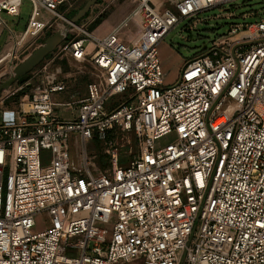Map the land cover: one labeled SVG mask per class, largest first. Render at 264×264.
<instances>
[{
    "label": "built area",
    "instance_id": "obj_1",
    "mask_svg": "<svg viewBox=\"0 0 264 264\" xmlns=\"http://www.w3.org/2000/svg\"><path fill=\"white\" fill-rule=\"evenodd\" d=\"M28 1L23 38L49 28L45 14L65 21L71 37L52 53H69L94 78L81 96L60 68H34L27 115L1 117L0 264H264V12L243 13L258 19L231 24L167 83V33L234 0H166L161 11L133 0L103 36L89 28L117 0L79 24L64 15L70 0ZM22 3L0 0V9L19 16ZM63 93L69 101H56ZM58 109L77 114L61 119ZM118 130L133 135L137 156L122 164L109 141V168L94 174L87 144ZM70 142L80 144L73 160Z\"/></svg>",
    "mask_w": 264,
    "mask_h": 264
},
{
    "label": "rangeland",
    "instance_id": "obj_2",
    "mask_svg": "<svg viewBox=\"0 0 264 264\" xmlns=\"http://www.w3.org/2000/svg\"><path fill=\"white\" fill-rule=\"evenodd\" d=\"M86 1L87 0H70L69 11L73 8H79ZM130 1L131 0H117L118 3L115 7H122V4H124V7L130 5L129 10H131L133 4L130 3ZM156 3L162 8V2ZM64 10L65 6L60 8V12H64ZM97 10L98 8L95 7L94 14ZM109 10L106 14H104L105 16L102 21L97 24L95 23L93 27H90V29L99 27L102 22H104L108 14L111 13ZM31 11V3L28 0H23L19 16H11L0 9V18L9 28L23 30L29 20ZM247 12H258L259 14L263 13L264 0H234L224 4L223 6L203 11L198 15V17L206 20L199 23L194 29L187 28L191 22L190 19H183L167 33L164 37V41L168 43L184 60L190 59L199 53L203 49V46L209 45L218 36L227 34L231 24L252 22L258 19V16H256L244 20L241 15ZM228 13H233L235 17H227ZM64 15L67 17V12ZM215 16H217V18H215ZM45 17L46 20H50V25L49 28L41 33L38 38H32L31 36L23 38V31H13L10 34H7L8 31L5 30L2 33L0 36V54L8 45L9 47L11 46V55L5 61L0 63V82H4L9 79L14 68L26 59L36 48L44 44V40L48 38V34L52 36L58 31L67 32V23L65 21L60 19H50V15L47 14H45ZM167 64H169V72L174 70L177 65V63L172 60V57L168 59ZM45 67H47V72H53L55 69L60 68L61 78L65 81L68 90L70 92L78 91L81 96L85 94L86 86L94 78L90 66L76 61L67 52H62L57 55L50 53L47 55L46 60H43L35 68L37 71L44 69ZM28 80H30V78ZM35 80L36 78L32 79L31 82L34 83ZM30 87L31 83L28 85L15 83L11 88L0 93V119L3 117L4 120L13 122V114H17L15 116L27 115V112L30 110V99L27 95ZM112 100H114L113 103H118L122 99H119V96H116L112 98ZM56 101H69L67 93L58 95L56 97ZM54 114L61 119L66 120L75 117L77 113L75 111L66 113V111L58 109L54 112ZM109 141H113L118 144L121 151L122 164H127L130 160L137 156L139 147L134 141L133 135L130 133L118 130L108 133L104 139L96 137L87 144V154L91 163L90 167L94 174L99 171L108 170L109 168V159L107 154V144ZM78 148H80L79 143L70 142V154L72 160L75 159L74 153ZM41 159L44 166L48 165L51 160V153L48 150H43L41 152ZM119 264H143V261L140 258H136L131 262H121Z\"/></svg>",
    "mask_w": 264,
    "mask_h": 264
},
{
    "label": "crops",
    "instance_id": "obj_3",
    "mask_svg": "<svg viewBox=\"0 0 264 264\" xmlns=\"http://www.w3.org/2000/svg\"><path fill=\"white\" fill-rule=\"evenodd\" d=\"M153 1H154L153 3L156 5L157 9L160 10V11L163 10L164 8H166V7H170V4L172 2V1L169 2V1H166V0H153ZM105 2H106V0H103L100 3H96L91 8V10L89 11L88 16L91 14V12L94 13V9H95L96 6H100L103 3H105ZM156 2H162V4H163L162 8L159 7V5ZM117 3L118 2L116 1L113 4V6L110 8V10L108 9L111 13L108 14V16L106 17V19L104 20V22H102V24L99 27H97L95 29H92V28L91 29L89 28V29L90 30H93L97 35H100V36H103V35H106L107 33H109L112 30V28L121 20V18L130 11L129 10L130 5L127 6V7H124L123 6L124 4H122V7H115L117 5ZM130 3L133 4V0H131ZM108 10H107V12H108ZM88 16H86L85 18H87ZM85 18H83V19H85ZM83 19L81 21H83ZM27 24H28V22H27ZM27 24H26V26H27ZM26 26H25V28H26ZM25 28L23 30H18L17 28L11 29V28H9L6 25L4 29H0V36L2 35V33L5 30H7L8 31L7 34H9V31H11V33L13 31H20L21 32V31H24ZM66 30H67V32H65L66 33V37H70V35L68 33V26H66ZM132 32L134 34H136L135 29ZM159 54H160V58H161L162 66H163L165 80H166L167 83H171L179 75V71L181 70V68H182V66H183V64H184V62L186 60H184L179 54H177L174 51V49L168 43H166L164 40L162 42H160V44H159ZM170 57H172V60L175 63H177L175 69L172 70L171 72L168 71V65L169 64H167V61H168V59ZM87 86H86V91H87ZM76 92H78V91H76ZM85 94H86V92H85ZM85 94H83V95H85ZM79 95H81V94L79 93ZM15 115H17V114H13V119L16 120L17 119V116H15Z\"/></svg>",
    "mask_w": 264,
    "mask_h": 264
},
{
    "label": "water",
    "instance_id": "obj_4",
    "mask_svg": "<svg viewBox=\"0 0 264 264\" xmlns=\"http://www.w3.org/2000/svg\"><path fill=\"white\" fill-rule=\"evenodd\" d=\"M98 0H87L85 5L79 9L71 20L76 23L86 17L87 13L97 3ZM5 12V11H4ZM66 39V33L58 31L49 36L44 44L36 48L26 59H24L17 67L14 68L12 75L4 82H0V93L13 86V84H24L28 79L31 71L41 63L48 54L52 53L56 47ZM204 48V46H203Z\"/></svg>",
    "mask_w": 264,
    "mask_h": 264
},
{
    "label": "trees",
    "instance_id": "obj_5",
    "mask_svg": "<svg viewBox=\"0 0 264 264\" xmlns=\"http://www.w3.org/2000/svg\"><path fill=\"white\" fill-rule=\"evenodd\" d=\"M103 0H98L97 1V3H100V2H102ZM86 3V2H85ZM85 3H83L79 8H77V9H72V10H70L68 13H67V19L68 20H72L73 18H74V16L76 15V13H77V11L79 10V9H81L84 5H85ZM63 7V6H62ZM88 14H89V12L87 13V15L86 16H88ZM105 15H102L95 23L97 24V23H99V22H101L102 21V19H103V17H104ZM81 22V20L80 21H78V22H76V24H78V23H80ZM94 23V24H95ZM93 24V25H94ZM93 25H92V27H93ZM50 36V34H48V36L47 37H49ZM46 40V39H45ZM44 40V41H45Z\"/></svg>",
    "mask_w": 264,
    "mask_h": 264
},
{
    "label": "bare ground",
    "instance_id": "obj_6",
    "mask_svg": "<svg viewBox=\"0 0 264 264\" xmlns=\"http://www.w3.org/2000/svg\"><path fill=\"white\" fill-rule=\"evenodd\" d=\"M13 48V47H12ZM11 55V46L8 45L4 48L2 53L0 54V63L5 61L9 56ZM262 113H264V110H262Z\"/></svg>",
    "mask_w": 264,
    "mask_h": 264
}]
</instances>
